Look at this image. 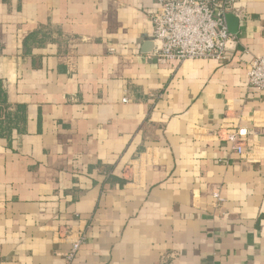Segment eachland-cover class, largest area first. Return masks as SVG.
<instances>
[{
  "label": "crops",
  "instance_id": "0c3cea01",
  "mask_svg": "<svg viewBox=\"0 0 264 264\" xmlns=\"http://www.w3.org/2000/svg\"><path fill=\"white\" fill-rule=\"evenodd\" d=\"M156 5L0 0V264H264V0L223 62L148 56Z\"/></svg>",
  "mask_w": 264,
  "mask_h": 264
},
{
  "label": "built area",
  "instance_id": "2783aa9c",
  "mask_svg": "<svg viewBox=\"0 0 264 264\" xmlns=\"http://www.w3.org/2000/svg\"><path fill=\"white\" fill-rule=\"evenodd\" d=\"M235 0H157L150 13L153 31L148 56L182 62L193 59H214L223 62L237 40L227 27L225 14ZM110 52L112 48L108 49ZM248 88L264 92V53L254 57L246 70ZM244 128L228 130L224 141L239 154L243 152ZM217 196V194H215ZM84 235L71 242L66 257L72 261Z\"/></svg>",
  "mask_w": 264,
  "mask_h": 264
},
{
  "label": "water",
  "instance_id": "95a60500",
  "mask_svg": "<svg viewBox=\"0 0 264 264\" xmlns=\"http://www.w3.org/2000/svg\"><path fill=\"white\" fill-rule=\"evenodd\" d=\"M225 20L228 27V30L234 34L237 30V23L234 15L232 13H226L225 14Z\"/></svg>",
  "mask_w": 264,
  "mask_h": 264
}]
</instances>
